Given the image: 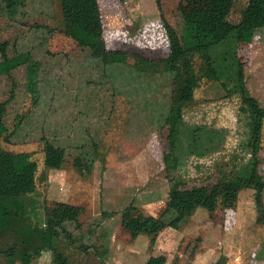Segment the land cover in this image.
I'll use <instances>...</instances> for the list:
<instances>
[{
    "label": "rangeland",
    "instance_id": "374dc122",
    "mask_svg": "<svg viewBox=\"0 0 264 264\" xmlns=\"http://www.w3.org/2000/svg\"><path fill=\"white\" fill-rule=\"evenodd\" d=\"M229 1L99 0L106 50L164 58L171 53L166 23L185 46L192 47L196 29L185 22L184 14L206 12ZM247 4L248 0H235L229 19L240 22ZM37 25L44 28L37 31ZM62 26L61 0H29L14 18L0 12V42L10 41L8 54L31 51L40 72L56 80L55 89L28 111L24 67L10 77L0 76V102L9 97L14 81L20 86L4 118L9 140L0 141V188L10 187L9 178L30 177L34 166L33 182L23 178L18 185L25 184L34 200L38 221L43 222L45 208L57 202L80 208L83 232H92L86 241L97 246L86 254L67 249L72 264L82 260L90 264H264V214L256 209L251 189H243L230 202L190 190L183 201L186 214L182 221L157 235L132 236V228L122 219L124 208L134 204L154 222L169 204L171 183L164 162L168 130L148 120L143 99L164 77L145 76L116 94L111 81L102 79L106 51L63 34ZM252 37L239 45L238 54L245 64L250 92L264 105V30ZM191 59L195 103L186 109V119L226 127L228 139L221 154L227 160L246 130L240 102L225 97L203 51H194ZM20 113L23 117L19 119ZM261 136L258 157L264 182V122ZM87 148L85 161H93L94 166L82 174L75 160L84 157ZM55 149L66 150L61 167L46 163L45 153ZM195 163L204 164L189 157L172 173L188 180V188L205 179ZM104 210L116 213L103 219ZM52 259V252L44 251L32 264H53ZM0 264H4L2 259Z\"/></svg>",
    "mask_w": 264,
    "mask_h": 264
},
{
    "label": "trees",
    "instance_id": "16d2710c",
    "mask_svg": "<svg viewBox=\"0 0 264 264\" xmlns=\"http://www.w3.org/2000/svg\"><path fill=\"white\" fill-rule=\"evenodd\" d=\"M28 1L0 0V12L14 18ZM234 1L220 3L206 12L191 11L184 14L185 22L196 29V45L192 47L185 46L177 31L166 23L171 53L164 58L155 59L123 49L106 50L99 0H61V32L85 46L106 51L102 79L105 82L111 81L114 93H121L125 85L134 84L145 76L164 77V82L153 84L143 99L148 120L158 121L161 124L160 130H168L164 162L171 183L169 204L159 220L154 222L151 217L146 219L134 204L124 208L122 219L132 228L133 237L142 232L157 235L182 221L186 214L183 201L190 190L202 191L205 196L213 195L230 202L237 200L243 189H251L256 209L264 214V182L258 157L264 105L250 92L246 83L245 64L238 54L240 44L247 43L253 38V34L264 30V0H248L240 22L229 19ZM35 28L38 31L44 27L37 25ZM47 30L52 31L50 28ZM10 45L8 40L0 42V76L10 77L14 71L24 67V90L30 102L28 111H31L46 92L55 89L56 80L40 72L31 51L12 56L8 54ZM197 50L204 52L215 79L226 92L225 97L238 98L240 111L245 119L243 138L237 141L227 160L221 151L226 147L228 129L211 124L189 123L186 119V109L195 103L191 54ZM19 87L14 81L9 97L0 102V141L3 138L9 140V127L4 118L9 105L18 96ZM22 117L23 113H20L18 118ZM96 151L99 150L96 148ZM65 152V149L48 150L45 153L46 163L61 167L65 161ZM82 153L84 157L78 156L75 167L83 174L90 172L94 163L85 161L88 148ZM189 157H195L196 161L204 163L203 166L195 163V166L200 165V170L205 175L200 185L190 188L187 187L190 183L188 180L181 175H172L174 171L181 169L184 159ZM211 157L213 160H209ZM33 171H36L34 166ZM213 171L215 174L211 173ZM23 172L26 173L27 170L23 169ZM34 173H30V177L9 178L7 180L10 187L7 190L0 188V259L4 264H32L44 251H51L53 264H72L67 249L89 253L90 247L97 246L86 241V237L92 236V232H83L82 222L79 221L80 208L65 202L47 206L43 222L36 219L38 213L34 200L27 194L25 184L18 185V180L23 178L32 183ZM115 213L104 210L101 218L106 219ZM159 259L157 258L160 262L165 261L164 258ZM78 264H90V261L82 260Z\"/></svg>",
    "mask_w": 264,
    "mask_h": 264
}]
</instances>
